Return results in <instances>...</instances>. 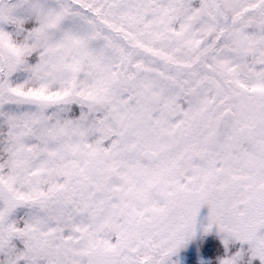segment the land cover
<instances>
[{"label": "snow or ice", "instance_id": "snow-or-ice-1", "mask_svg": "<svg viewBox=\"0 0 264 264\" xmlns=\"http://www.w3.org/2000/svg\"><path fill=\"white\" fill-rule=\"evenodd\" d=\"M0 264H264V0H0Z\"/></svg>", "mask_w": 264, "mask_h": 264}]
</instances>
